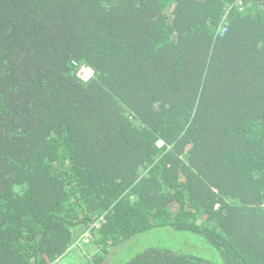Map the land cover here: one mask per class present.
<instances>
[{"label":"trees","instance_id":"trees-1","mask_svg":"<svg viewBox=\"0 0 264 264\" xmlns=\"http://www.w3.org/2000/svg\"><path fill=\"white\" fill-rule=\"evenodd\" d=\"M161 228L124 264H264V0H0V264Z\"/></svg>","mask_w":264,"mask_h":264},{"label":"rangeland","instance_id":"rangeland-1","mask_svg":"<svg viewBox=\"0 0 264 264\" xmlns=\"http://www.w3.org/2000/svg\"><path fill=\"white\" fill-rule=\"evenodd\" d=\"M93 75V71L90 68L82 69L80 76L84 80H88ZM142 240H138L137 242H131L125 247L120 248L117 250L115 257L112 259L111 262L108 264H124L130 258H132L136 251L144 248L145 245H158V246H185V247H197V249H202L200 246L193 242L191 239L190 234L188 233H179L170 228H161L156 229L150 233L145 234L141 237ZM193 242V243H191ZM86 250L89 253H94V245H87L85 246ZM74 259V258H72ZM123 262V263H122Z\"/></svg>","mask_w":264,"mask_h":264},{"label":"built area","instance_id":"built-area-1","mask_svg":"<svg viewBox=\"0 0 264 264\" xmlns=\"http://www.w3.org/2000/svg\"><path fill=\"white\" fill-rule=\"evenodd\" d=\"M95 226H98V224H96ZM93 227H91L89 230L85 231L82 235V237L80 238V240H78L74 246L72 247L73 249L75 248H80V245L82 246L83 244H89L91 239H93ZM54 264H70L68 261L64 260L63 258L58 259ZM83 264V263H81Z\"/></svg>","mask_w":264,"mask_h":264},{"label":"water","instance_id":"water-1","mask_svg":"<svg viewBox=\"0 0 264 264\" xmlns=\"http://www.w3.org/2000/svg\"><path fill=\"white\" fill-rule=\"evenodd\" d=\"M110 261V259L107 257L105 260H104V263L103 264H108Z\"/></svg>","mask_w":264,"mask_h":264},{"label":"bare ground","instance_id":"bare-ground-1","mask_svg":"<svg viewBox=\"0 0 264 264\" xmlns=\"http://www.w3.org/2000/svg\"><path fill=\"white\" fill-rule=\"evenodd\" d=\"M92 240V239H91ZM91 244V241H90V243L89 244H83L84 246H87V245H90Z\"/></svg>","mask_w":264,"mask_h":264}]
</instances>
